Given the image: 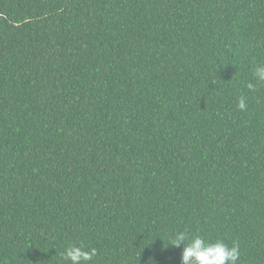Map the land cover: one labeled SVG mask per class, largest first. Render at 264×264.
Wrapping results in <instances>:
<instances>
[{
	"label": "trees",
	"instance_id": "1",
	"mask_svg": "<svg viewBox=\"0 0 264 264\" xmlns=\"http://www.w3.org/2000/svg\"><path fill=\"white\" fill-rule=\"evenodd\" d=\"M258 64L264 0H0V264H264Z\"/></svg>",
	"mask_w": 264,
	"mask_h": 264
},
{
	"label": "clouds",
	"instance_id": "2",
	"mask_svg": "<svg viewBox=\"0 0 264 264\" xmlns=\"http://www.w3.org/2000/svg\"><path fill=\"white\" fill-rule=\"evenodd\" d=\"M255 78L264 82V64L256 66ZM248 88L254 90L255 86L250 82ZM238 107L241 110L246 108L244 97L240 98ZM169 240L173 246L184 245L180 264H238L240 260V246L236 242L229 245L221 239L211 241L199 233L190 235L184 231L173 233ZM96 255L95 248L87 249L75 244L65 247L61 253L65 264H90Z\"/></svg>",
	"mask_w": 264,
	"mask_h": 264
}]
</instances>
